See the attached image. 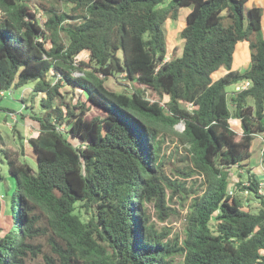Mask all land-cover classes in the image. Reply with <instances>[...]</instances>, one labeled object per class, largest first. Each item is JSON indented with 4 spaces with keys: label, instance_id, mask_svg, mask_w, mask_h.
I'll return each mask as SVG.
<instances>
[{
    "label": "trees",
    "instance_id": "obj_1",
    "mask_svg": "<svg viewBox=\"0 0 264 264\" xmlns=\"http://www.w3.org/2000/svg\"><path fill=\"white\" fill-rule=\"evenodd\" d=\"M64 1L69 12L48 6L40 21L29 0H0V101L2 91L29 83L30 99L42 94L41 111L29 113L38 123L28 138L36 170L1 149L14 188L12 223L0 227V264H264L261 180L246 170L248 184L228 186V168L248 161L264 132L262 7ZM181 6L191 7L181 47L166 59L163 24ZM244 40L250 67L231 69ZM84 51L87 59H77ZM118 75L130 93L105 86ZM242 80L249 85L234 90ZM230 118L240 120V133ZM166 138L184 149L181 165L170 162L173 151L165 160ZM238 189L260 207L244 209L248 198ZM176 201L186 206L181 237L158 226L148 207L165 219Z\"/></svg>",
    "mask_w": 264,
    "mask_h": 264
},
{
    "label": "rangeland",
    "instance_id": "obj_2",
    "mask_svg": "<svg viewBox=\"0 0 264 264\" xmlns=\"http://www.w3.org/2000/svg\"><path fill=\"white\" fill-rule=\"evenodd\" d=\"M31 2V8L35 16L41 21L46 18L45 9L48 6L58 8L60 11L69 12L71 5L64 0H29ZM171 0H165L163 6L170 3ZM254 3L259 0H251ZM253 3V4H254ZM252 5V2L245 3V11L248 6ZM191 9L190 6H181L178 8L177 19H167L163 24V29L166 36L167 44V56L166 59L172 54L173 51H177L181 47V41L178 38V32L185 25V18L187 12ZM61 37L66 41L65 35L61 33ZM241 47V49H240ZM242 47L245 49L242 50ZM240 49V50H239ZM238 53L236 57L247 54L248 46H243L241 43L239 45ZM77 59H87L86 52H81ZM79 74V72H74ZM108 89L130 93L131 88L128 82L123 79V77L118 75L117 77L108 76L104 82ZM32 84L29 83L23 87L16 90H10L2 93V98L0 101V107L10 108L13 111L6 114L0 109V173L3 175V180L0 181V227L3 231H6L12 223V213H11V195L14 188V179L8 172L7 161L1 151V149H9L12 152L19 154V159L26 161L33 170H36V162L33 157V151L28 143V138L35 136L38 129V123L29 117V113H39L41 108L39 107V100L42 94L35 95L33 99L31 97ZM233 86H229L227 90L232 89ZM70 87L63 85L61 91H69ZM75 93L82 95L79 89H75ZM25 99V100H22ZM95 111L92 110L90 115L92 116ZM25 114V115H24ZM175 129L181 131L183 129V123L175 125ZM264 140H262L261 135L253 139L251 145V156L248 161L243 162V165H231L228 168V186L231 189H237L236 184L240 181L244 184H248L247 172L250 170L256 175L257 178L263 183L262 192L264 193ZM178 144V143H177ZM179 145V144H178ZM176 142H171L170 138H166L162 145V150L166 154L165 160H169V153L173 151L174 156L171 158L170 162H176L178 165L182 163V154H185L184 149L181 145L175 149ZM177 155V158L175 157ZM168 166H171L169 163ZM174 177L173 175H169ZM199 180L198 178H195ZM188 181V180H187ZM237 194L246 201L244 204V209H250L256 211L260 207V202L257 198L252 197L247 194L246 191L238 189ZM169 206L173 209L165 219H159L156 216V212L152 205H149V212L151 214V219L156 222L158 226H167L170 229V234L177 233L180 237L183 235L182 228L184 226V214L186 212V206L181 205L179 202H169ZM0 232V235L3 234ZM171 236V235H169Z\"/></svg>",
    "mask_w": 264,
    "mask_h": 264
},
{
    "label": "crops",
    "instance_id": "obj_3",
    "mask_svg": "<svg viewBox=\"0 0 264 264\" xmlns=\"http://www.w3.org/2000/svg\"><path fill=\"white\" fill-rule=\"evenodd\" d=\"M249 1L252 2V5H258V6L262 7V9H263L262 16H261V31H262V35L264 37V0H259L258 2L256 1V3H254L251 0H248L247 2H249ZM250 6H248V8ZM240 43L243 46H245V45L248 46V51H247L246 56H245V54H242V55L236 57V54L238 53V49H239ZM240 49H241V47H240ZM242 50L244 51L245 49L242 47ZM249 67H250V53H249V44H248V41H246V40L240 41V42H238L236 44V46L234 48L233 57H232V63H231V69H234V70L236 69V70H239V71H244V70H247ZM224 72H225V70H220L219 75H222ZM2 93H3V91L1 92V94ZM229 122H230V126L232 127V129L234 131L239 132V133L241 132V126H240V120L239 119H237V118H230L229 119ZM258 134L261 135L262 140H264V132L258 133ZM256 136H257V134L255 135V137Z\"/></svg>",
    "mask_w": 264,
    "mask_h": 264
},
{
    "label": "built area",
    "instance_id": "obj_4",
    "mask_svg": "<svg viewBox=\"0 0 264 264\" xmlns=\"http://www.w3.org/2000/svg\"><path fill=\"white\" fill-rule=\"evenodd\" d=\"M248 85H249L248 80H242L241 82H238L234 85V90H236V91L241 90L243 88H246ZM262 189H263V183L260 182V184H259V192L260 193H263Z\"/></svg>",
    "mask_w": 264,
    "mask_h": 264
}]
</instances>
